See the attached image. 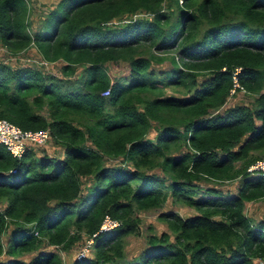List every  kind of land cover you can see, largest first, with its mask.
<instances>
[{
	"label": "trees",
	"instance_id": "1",
	"mask_svg": "<svg viewBox=\"0 0 264 264\" xmlns=\"http://www.w3.org/2000/svg\"><path fill=\"white\" fill-rule=\"evenodd\" d=\"M163 2L56 0L30 31L27 1L0 0V45L33 46L58 64L53 72L0 61V116L46 127L62 146L59 157L34 156L33 148L14 158L0 143V237L8 230L0 264H63L60 251L79 247L104 213L121 224L67 264H259L264 257V217L243 211L246 201L264 204V176L246 171L264 155V0H170L171 14ZM138 10L149 16L108 25ZM145 42L151 53L135 56ZM165 58L169 66L156 77L150 60ZM119 60L127 72L112 79L104 63ZM234 66L252 99L223 106ZM167 85L183 93L167 94ZM105 156L122 163L105 164ZM81 176L89 180L82 193ZM229 178L236 180L229 194L200 185ZM168 192L194 213L158 212L167 230L147 233L125 259L124 237L138 232L135 211L160 207ZM29 251L27 260L18 257Z\"/></svg>",
	"mask_w": 264,
	"mask_h": 264
},
{
	"label": "rangeland",
	"instance_id": "2",
	"mask_svg": "<svg viewBox=\"0 0 264 264\" xmlns=\"http://www.w3.org/2000/svg\"><path fill=\"white\" fill-rule=\"evenodd\" d=\"M27 1V6H28V12H27V19H28V29L30 31H34L39 24H41L42 18L45 16L49 8L53 7L56 3V0H26ZM162 7L165 8L169 2V8L170 11L169 14L173 12V7H171V2L170 0H163ZM167 7V8H168ZM149 16L147 12L144 10H138L132 14H124L122 16L113 18L114 21H111L108 23V25H116L124 22L125 20L133 17H146ZM175 50V48H173ZM152 47L147 43H143L142 45H139L135 51V56L136 55H147L149 52L151 53ZM170 54H173L171 51H167L164 53V55L168 56ZM0 61H4L6 64H10V66H19V65H24V64H30L33 65L34 67L41 69L42 71H53L57 72L58 71V64L57 62H47L44 59L41 58V56L38 54L36 49L33 46H28L25 49H21L15 52H11L10 50L6 49V47L0 45ZM169 66V60L168 58L163 59L162 61H152L150 60L149 67L153 68L154 70H159V69H164L165 67ZM104 68L106 69V72L110 77L113 78H118V79H123L125 73L127 72V63L125 61H108L104 63ZM159 71L156 72L155 76L160 77V74L158 73ZM164 92L167 94H176L180 95L183 93V88L181 86H164ZM228 96H229V89H228ZM252 95L245 92V91H238L235 94L230 95L229 97L226 98V101L223 106H229L232 104H249L251 102ZM218 111H222V107L220 106L218 108ZM157 123L155 120H151V126L146 132V137L149 138L150 140L153 141L154 135L156 133V128H157ZM61 151H62V146L61 144H58L57 142L54 141L53 138L49 137L43 144L35 146L33 149L34 156L40 155L42 153H46L48 155L54 156V157H59L61 156ZM264 151V150H263ZM259 151H255L253 154L254 155H260ZM104 163L109 164V165H116L119 163H122L119 158L117 157H112V156H105L104 158ZM123 164H127V162H124ZM150 172H153L157 174V177H163V173L158 168H152ZM81 188H80V193L84 192L89 180L81 176ZM167 177L165 176L163 178V184L167 182ZM236 183L235 178L233 179H225L223 181H213V180H201L200 185H213L214 187H220L222 190V193L229 194L234 192V188H229L232 187ZM167 191L168 188L166 189ZM3 204L0 202V207H2ZM167 209H172L175 210L177 213L180 215H191L194 213V210L184 204L183 202L173 200L172 202V197L167 195V199L165 200L164 203L160 207H153V208H148V209H141V210H136L135 215L139 218L137 221L138 225V232L136 233H129L124 237V246H123V252L125 255V259L131 258V256L135 255L138 253L141 247L144 246L145 243V236L147 233L150 231L159 233L162 230H167L166 225L163 221L157 218V214L160 211H165ZM243 211L245 214L248 216H254L253 219L254 221L257 220L255 217H264V204L262 201L255 199V200H249L246 201L244 206H243ZM151 225L152 229L148 230L147 226ZM8 230H5L3 233H1V243L3 246V249L6 247V238H7V232ZM85 234L82 235V238ZM81 238V239H82ZM81 239L77 242L79 243ZM76 243V244H77ZM78 247L76 245H72L69 249L67 250H61L60 255L62 258L63 264H67L72 257V255H75V251L77 250ZM33 253L31 251L29 252H23L21 253L18 257L24 260H27ZM4 257H7V254L2 253L0 254V260L3 259Z\"/></svg>",
	"mask_w": 264,
	"mask_h": 264
},
{
	"label": "built area",
	"instance_id": "3",
	"mask_svg": "<svg viewBox=\"0 0 264 264\" xmlns=\"http://www.w3.org/2000/svg\"><path fill=\"white\" fill-rule=\"evenodd\" d=\"M239 66H234L232 69V83L229 88V95L244 91V88L236 80V73ZM108 87L101 91V94L106 95ZM50 137L46 127L43 128H22L9 119L0 116V143L5 147L8 153L14 158H20L28 149H33L35 146L43 144ZM246 171L250 174L264 176V155L257 157L250 162ZM121 224L119 218L113 217L108 213H104L98 223L97 228L89 234L81 245L75 251V257H83L90 253L95 237L105 231H110L117 228ZM33 233H36L34 231ZM259 264H264V257L256 259Z\"/></svg>",
	"mask_w": 264,
	"mask_h": 264
},
{
	"label": "crops",
	"instance_id": "4",
	"mask_svg": "<svg viewBox=\"0 0 264 264\" xmlns=\"http://www.w3.org/2000/svg\"><path fill=\"white\" fill-rule=\"evenodd\" d=\"M2 62H4V61H2ZM9 65H10V64H9ZM247 104H248V103H247ZM61 156H62V151H61ZM229 188H232V187H228V189H229ZM254 200H255V199H254ZM258 200H260V199H258ZM260 201H261V200H260ZM262 203H263V202H262ZM250 217H252V218H253L254 216H250ZM255 218H257V219H258V218H260V217H255Z\"/></svg>",
	"mask_w": 264,
	"mask_h": 264
},
{
	"label": "clouds",
	"instance_id": "5",
	"mask_svg": "<svg viewBox=\"0 0 264 264\" xmlns=\"http://www.w3.org/2000/svg\"><path fill=\"white\" fill-rule=\"evenodd\" d=\"M233 94H235V93H233ZM262 156V155H261ZM260 157V156H259Z\"/></svg>",
	"mask_w": 264,
	"mask_h": 264
}]
</instances>
